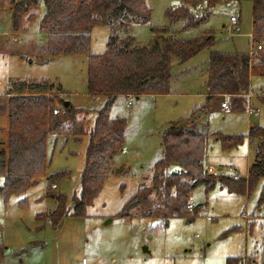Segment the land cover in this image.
<instances>
[{
	"label": "rangeland",
	"instance_id": "374dc122",
	"mask_svg": "<svg viewBox=\"0 0 264 264\" xmlns=\"http://www.w3.org/2000/svg\"><path fill=\"white\" fill-rule=\"evenodd\" d=\"M39 3L37 9H29L23 18V26L30 23L28 28L20 30L16 36L11 34V27L9 30L0 27V97L15 79L47 82L52 87L50 96L61 91L62 97L74 107L101 109L106 98H92L87 93L85 56H47L37 52L36 46L47 44L41 23L44 8L42 2ZM145 4L150 10L148 22L133 25L128 33L137 47H147L167 32L182 39L210 33L215 44L183 64L172 61L168 94L120 96L113 100L109 116L111 120L124 123L123 150L113 157L111 172L87 207L84 218H67L74 219L72 234L64 227L53 230L48 221L42 219L38 220L36 232L32 228L35 226L33 215L44 210L41 209L44 202L47 209H55V202L43 197L45 177L50 173H67L55 181L53 192L65 194L69 202L78 194L88 139L55 140L54 136L47 139L48 171L25 194L29 206L25 224H31L32 228L27 234L25 252L15 255L7 250L0 264H225L228 257H240L243 264H264V204L257 207L262 179L250 194L244 195L229 193L219 184L209 191L197 186L189 197L193 207H197L196 215L191 220L171 218L166 227L158 220L138 217V207L129 211L131 218L117 215L141 184L150 185L153 165L162 155L163 134L172 124L184 122L192 115L196 117L199 132L209 136L204 165L214 168L213 174L240 178L247 176L255 157V149L248 140L250 127L264 128V108L256 105L253 112L248 110V100L253 96L247 99L248 109L244 112L220 109L218 98L209 103L212 108L208 113L200 112L207 98L209 55L250 52L252 0H145ZM183 6L196 17L205 16V20L188 30L183 29L182 20L171 22L166 12ZM232 17H237L239 24L234 31H228ZM108 36L107 27H94L90 32V52L102 54ZM33 44L35 50L30 48ZM11 50L20 52L22 57L10 53ZM257 82L262 84L261 79L254 76L255 88ZM255 111L257 116L253 115ZM6 127V116H0V143L7 139ZM214 134L242 136L243 139L240 145L223 150ZM171 169L178 168L173 164ZM2 179L0 177V184ZM6 203L9 204L8 200ZM4 211L0 197V216ZM2 225L0 222V243L5 237ZM76 232L80 235L74 236Z\"/></svg>",
	"mask_w": 264,
	"mask_h": 264
},
{
	"label": "trees",
	"instance_id": "16d2710c",
	"mask_svg": "<svg viewBox=\"0 0 264 264\" xmlns=\"http://www.w3.org/2000/svg\"><path fill=\"white\" fill-rule=\"evenodd\" d=\"M42 2L43 33L47 44L37 52L47 56L83 55L87 60V93L92 98H106L98 110L74 107L61 91L50 96L52 87L47 82H12L0 97V116H7L6 149L0 148V195L6 201L12 194L25 193L45 176L49 168L46 143L50 136L58 138L87 137L85 163L80 176L79 191L69 202L66 195L52 191V183L67 175L65 172L46 176L47 188L43 197L55 202L49 213L36 214L37 220L48 221L53 230L68 217L84 218L86 209L101 191L105 178L111 172L112 160L123 150L124 123L111 120L109 109L116 97L165 95L171 82V64H183L204 49L215 44L210 33L182 39L171 32L147 47H137L129 35L135 24L147 23L150 10L145 0H13L11 1V30L23 26L29 9H37ZM187 3V1H185ZM37 7V8H36ZM34 16V15H33ZM168 19L182 20L183 29L198 27L205 16L196 17L183 6L168 10ZM109 29L105 50L92 54L90 32L94 27ZM261 45L255 53H211L206 76V104L200 109L208 113L209 103L215 98L226 101L229 112H244L248 95L254 92V103L264 108V0H252V44ZM251 70H255L262 85L252 89ZM56 105L61 109L53 114ZM197 118L169 126L162 137V155L154 163L149 186L138 187L117 214L131 218L129 211L139 208L137 216L162 222L166 227L171 218L191 220L197 207L188 210L189 197L197 186L205 191L216 184L235 195L250 194L262 179L257 207L264 204V128L252 127L248 139L255 149V157L244 178L209 174L204 160L208 134L199 132ZM223 150L242 142V136L214 134ZM177 166V170L171 167ZM26 249V248H25ZM5 247L0 244V259ZM225 264H243L240 257H228Z\"/></svg>",
	"mask_w": 264,
	"mask_h": 264
},
{
	"label": "crops",
	"instance_id": "0c3cea01",
	"mask_svg": "<svg viewBox=\"0 0 264 264\" xmlns=\"http://www.w3.org/2000/svg\"><path fill=\"white\" fill-rule=\"evenodd\" d=\"M11 1H13V0H0V25L3 24L0 27H3V28L8 29V30L11 27V15H12ZM43 14H44V12H43ZM43 14H42V16H43ZM34 17L35 16H33L32 21H33ZM238 21H239V19L237 18V27H238V24H239ZM29 25H30V23H29ZM28 26H24V28H21L20 30H25L26 28H28ZM229 28H230V24L227 27L228 31H229ZM20 30H18L17 32H13L11 34H13V36H16L19 32H21ZM5 34H6V36H9V34H7L6 32H5ZM39 47L40 46H36L37 49ZM30 48H34V50H35L34 44ZM10 53L22 57V55H20V52L11 50ZM254 76L258 77L257 73L255 72V70H251L252 89L254 91H257L262 84L257 82V88H255L253 86V77ZM15 82H23V80L15 79ZM8 88L9 87H5L6 91H7ZM5 89H3V90H5ZM206 95H207V93H206ZM250 95L253 96L254 92L251 91ZM127 97L128 98H132L131 96H127ZM219 99L221 100L220 101V109H225L226 110L227 108H221V103L223 101V98H219ZM248 101H249L250 106L248 107L249 109L248 108L247 109L250 112L251 111L253 112L252 109L255 106L251 107V105L254 103V96L252 98H250ZM253 115L257 116V111H255L253 113ZM6 118H7V116H6ZM196 127H197V121H196ZM252 127H254V126H251L250 129ZM7 129H8V119H7V127H6V136H7ZM6 141H7V139H6ZM6 141L3 142V143H0V148H2L3 150L6 149ZM249 145L253 148V146L251 145L250 141H249ZM219 169H221V168H219ZM2 181H3V179H2ZM45 181H46V177H45ZM45 184H46V182H45ZM54 184H55V182L52 183V185H51L52 188L54 187ZM1 185L2 184H0V186ZM46 188H47V184L45 186V189ZM25 194H26V192L22 193V194H12V195H10L9 198L7 199L9 204H7L6 203L7 200L5 201L3 199V197L0 195V197H1L2 201H3V204L5 205V211H4L3 215L0 216V222L4 225L5 237L2 238V243L3 244L2 243H0V244L5 246V251L9 250L10 252H15L16 253L15 255H19V254H22V253L25 252V248L27 246V242L29 241L27 239V234H29L30 230L33 228L34 231L37 232V230L39 228V223H38L39 221L35 217L36 214H38V213H49V212L53 211V209L49 210V209L46 208V205H45L46 202L42 203L41 204V209H44V210H42L41 212H35L34 213L33 217H34V220H35L34 221L35 226H33L31 228V224H29V225L25 224V222H26L25 220H27V218L29 217V214H28V212H29V208L28 207L29 206H28V201L25 198ZM13 196H16V197L18 196L19 198L18 199L17 198L12 199V198H14ZM44 200H47V199H44ZM48 200H51V199H48ZM73 223H74V219H67L66 218V219L62 220V222H60V224L58 225V228L60 230L62 227H64V229H68L69 233L72 234L71 229H72V224ZM45 224L46 223L44 222L43 226ZM3 225L1 227H3ZM57 229H56V231H57ZM25 230L27 231V233H25ZM79 235H80L79 232L74 233V236H79ZM30 243L33 244L32 242H30ZM7 253H8V251L4 252V255H3L2 259H4V256Z\"/></svg>",
	"mask_w": 264,
	"mask_h": 264
},
{
	"label": "built area",
	"instance_id": "2783aa9c",
	"mask_svg": "<svg viewBox=\"0 0 264 264\" xmlns=\"http://www.w3.org/2000/svg\"><path fill=\"white\" fill-rule=\"evenodd\" d=\"M235 29H237V18L236 17H232L230 19V28H229V31H234ZM251 38H252V36H251ZM261 49H262V46L261 45H256V46L255 45H251L250 52L249 53L252 54V53L258 52ZM0 85H1V83H0ZM250 97H251V95H248V98H250ZM221 108H227V104H226V101L225 100L221 103ZM60 111H61L60 107L58 105H56L55 109L53 110V114H57ZM213 169L214 168H212V167H208L207 168L208 173L209 174H213V173H211V171ZM187 208H188L189 211H192L193 204L190 203Z\"/></svg>",
	"mask_w": 264,
	"mask_h": 264
},
{
	"label": "water",
	"instance_id": "95a60500",
	"mask_svg": "<svg viewBox=\"0 0 264 264\" xmlns=\"http://www.w3.org/2000/svg\"><path fill=\"white\" fill-rule=\"evenodd\" d=\"M68 104H69V102H66V103H65V106H67ZM217 170L220 171L221 169L218 168ZM145 250H146V249H144V251H145Z\"/></svg>",
	"mask_w": 264,
	"mask_h": 264
}]
</instances>
